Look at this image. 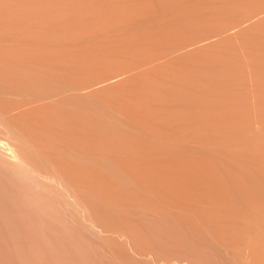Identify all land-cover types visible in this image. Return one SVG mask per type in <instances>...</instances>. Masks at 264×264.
Segmentation results:
<instances>
[{"label":"bare ground","instance_id":"6f19581e","mask_svg":"<svg viewBox=\"0 0 264 264\" xmlns=\"http://www.w3.org/2000/svg\"><path fill=\"white\" fill-rule=\"evenodd\" d=\"M0 264H264V0H0Z\"/></svg>","mask_w":264,"mask_h":264}]
</instances>
